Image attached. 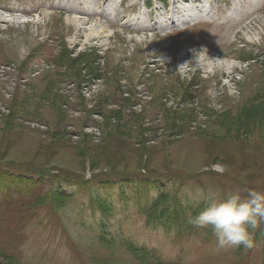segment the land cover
Instances as JSON below:
<instances>
[{
  "label": "rangeland",
  "instance_id": "obj_1",
  "mask_svg": "<svg viewBox=\"0 0 264 264\" xmlns=\"http://www.w3.org/2000/svg\"><path fill=\"white\" fill-rule=\"evenodd\" d=\"M121 1L0 0V264H158L127 240L167 264H264V222L251 248L189 222L202 194L264 193V3L178 37L119 19L124 1L158 19L142 6L157 0ZM201 48L219 59L193 65ZM23 173L48 175L38 198ZM136 173L140 189L96 185ZM152 180L161 206L183 203L148 228L122 200L159 192Z\"/></svg>",
  "mask_w": 264,
  "mask_h": 264
},
{
  "label": "clouds",
  "instance_id": "obj_2",
  "mask_svg": "<svg viewBox=\"0 0 264 264\" xmlns=\"http://www.w3.org/2000/svg\"><path fill=\"white\" fill-rule=\"evenodd\" d=\"M191 52L192 60L189 62L193 65L214 63L219 59L210 57L207 48L192 49ZM150 195L155 196L156 193ZM201 198L209 201L208 206L190 219V223L198 228H211L219 247H253L250 230L264 222V193L246 190V194H242V190L237 189L223 199H216L211 193L207 196L202 194Z\"/></svg>",
  "mask_w": 264,
  "mask_h": 264
},
{
  "label": "bare ground",
  "instance_id": "obj_3",
  "mask_svg": "<svg viewBox=\"0 0 264 264\" xmlns=\"http://www.w3.org/2000/svg\"><path fill=\"white\" fill-rule=\"evenodd\" d=\"M196 2H197V0H196ZM184 3H187V1H185Z\"/></svg>",
  "mask_w": 264,
  "mask_h": 264
}]
</instances>
